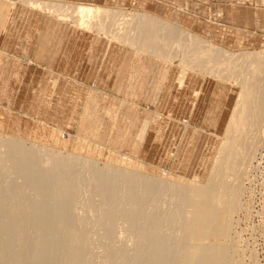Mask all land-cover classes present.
<instances>
[{
	"label": "rangeland",
	"instance_id": "rangeland-1",
	"mask_svg": "<svg viewBox=\"0 0 264 264\" xmlns=\"http://www.w3.org/2000/svg\"><path fill=\"white\" fill-rule=\"evenodd\" d=\"M44 1L88 4L122 11L127 14L124 17L126 23L120 29L118 22L116 27L107 24L105 31H97L81 26L72 17L31 7L25 0H0V142L2 144L9 138L24 144L27 150L35 153V167L44 169L41 172L49 176L53 174L52 185L58 189H70L71 196L66 194L60 198L64 203L68 202L70 211L68 205L55 195L47 197L50 204L46 199V205L51 207L55 217L51 224L55 233L44 236V242L56 243L54 254L56 252L55 256L62 259L60 264H68L65 261L68 258L81 264H138V261L139 264H149L147 251L154 250V242L159 245L163 240L161 243L169 247L172 239L180 241L182 238L185 218L182 214L185 212L181 194L167 186L160 188L163 191L146 193L142 182L127 184L117 177H108L105 186L100 184L98 175L104 171L113 176L134 173L139 179L148 178L172 185L192 183L199 187L208 184L227 126L240 100L241 87L232 80L187 70L177 61L124 42L122 37L126 31H129L126 35L129 38L138 36L128 22L136 13L146 14L164 25L168 22L231 52H263L264 0ZM170 42V48L176 49L178 43L172 39ZM182 72H185L184 76ZM263 122L264 114L258 123L252 124L256 128L250 127L244 139L246 144L243 140V152L248 157L244 154L243 161H240L238 170L242 176L237 178L239 181L235 183L232 176L227 179L229 185L232 182L230 192L235 188V195L230 196L232 214L225 239L229 248L232 246L228 250V255L233 258L228 256V260H232L230 264H264ZM1 144L0 158L4 160V174L7 172L6 184L12 183L10 186L15 185V188L21 184L18 193L23 195L27 206L39 205L44 198L22 174L13 170L8 153H4L7 149ZM52 155L64 159L75 157V160L70 163L69 170H59L50 166L48 158ZM241 181L244 184L238 183ZM152 193L157 196L152 198ZM5 206L10 208L9 204ZM175 209L184 213L173 217ZM57 212L68 224L66 229L60 228ZM132 213L136 214L135 217L130 215ZM171 216L175 223H171ZM151 219L158 222L152 234L146 231V227L151 228L148 225ZM142 221V225L146 223L145 229L140 224ZM153 233H158L157 237ZM79 234H82L81 239ZM25 235V255L45 252L38 244L41 236L35 226L27 227ZM19 236L17 231L11 232V251L21 248ZM60 236H67L71 241H67L68 244L63 240L59 242ZM140 238L153 244L142 242ZM219 240L223 242L222 238ZM178 243L173 242L175 248L170 244L173 248L170 246L169 249L177 250ZM142 251L146 254L143 255ZM104 253L109 255L108 259ZM76 260L75 264H80Z\"/></svg>",
	"mask_w": 264,
	"mask_h": 264
},
{
	"label": "bare ground",
	"instance_id": "bare-ground-1",
	"mask_svg": "<svg viewBox=\"0 0 264 264\" xmlns=\"http://www.w3.org/2000/svg\"><path fill=\"white\" fill-rule=\"evenodd\" d=\"M25 3H27L29 6L34 7V8L45 9L48 11H52L54 13H61L64 16L72 17V18L76 19V23H79L81 26L90 27L91 29H95L97 31H105L106 26H108L107 24H111V25L113 24V26L116 27V23H118V22L120 23V24H117L118 29H120L121 27L123 28V24L126 23V22H124V17L127 15L126 13H124L122 11H116V10L102 9V8H98L95 6L88 5V4H78V5L57 4L55 2L50 3V2H46L44 0H25ZM136 14L137 15L132 16L133 18L130 19V22H128V25L131 27V30L137 31L138 36L136 38H131V37L129 38L126 36L129 31L128 32L126 31L125 36L122 37L124 42L126 41L128 43H131L133 46L137 47L138 49H140L142 51H146V52L148 51L153 55L163 56L169 60L177 61L179 64H181V66L183 65L184 67H186L187 70L188 69L189 70L192 69V71L198 70V71H200V73L203 72L207 75H213V76L220 78V79H223V80L235 81L241 87V90H240L241 95H239V97H238V98H240V100L238 101V103H236L237 106H235L236 108H235L234 114L232 112L233 115H232L231 120L229 121V124L227 126L226 136L224 135L225 139L223 140V143H221L222 146L220 147V150H219V156H218L216 165L214 166L213 174L212 175L210 174L211 176L209 177L210 180H209L208 184H205L203 186L200 185L199 187H197V185L195 186L192 183H188V185L186 184V186L185 185L180 186L177 184L172 185L170 182L148 179L146 177H145L146 179L141 178V177H140L141 179H139L138 176H136L132 172V170H131V172L133 174L122 173L119 175L120 177L119 176H113V174L106 172V171H104V172L101 171L102 173H100L98 171L100 173L98 176L101 177L100 184H104V182L109 179L108 177H110V179H111V177H115V178L117 177L116 179L121 178L120 182L122 180H124L123 182H126L127 184H134L136 182L137 183L142 182V184L145 185L146 193L147 192L149 193L153 190H158L160 188L167 186V187H171V189H173L175 192L179 193V195L181 194L182 198L180 200H183V202H184V203H182V205L184 204V206L182 208H184V212L186 213V215L183 211H181V212L184 213V215L182 213H180V211L177 212L176 211L177 208L175 209V211H174L175 213L173 214V217L177 216L175 214H178V213L180 214L178 216H181V214H182V216L185 217L184 218V224H183L184 228H183V230L181 229L183 232L181 240L179 241V240L172 239L173 240L172 243L175 241L179 242L178 244H176V246L178 245V247H176L178 249L177 250L169 249V247L171 246L170 244H172V243H170L169 247H167L164 243H161V242H163V240H162V238L159 237V239L162 240V241L157 240V241H159V243L157 242L159 245L155 244V242H154V245H155L154 250L152 249L150 251V249H149V253L147 251V258L148 259L147 258L146 259L148 260L149 264H230V262H232V260L229 261L228 256L231 259H233V258L231 257V255H228V250L232 246H231V244H229L231 246L229 248L228 244L225 243V239L228 236L229 223H230V217H231L230 215L232 214L231 213L232 202L230 201V196L232 194L235 195V193L233 192L235 188L230 192V189H231L230 185H232L231 184L232 182L231 183L229 182L230 185L227 182H228V180H230L228 177L232 176L235 179L233 181H235V183H236V181H239V180H237V178L239 176H242L241 175L242 173H240L238 170L240 168H238V167H240L239 166V164H241L240 161L241 162L243 161L242 157L245 155H246V157H248V155L243 152V146L247 142V140H244L245 136L248 135L247 132L249 131L251 126L253 128H256L252 124L255 125L256 123H258L259 119L264 114V51L263 52H253V53L231 52L229 50H226L225 48L223 49L222 47L217 46L212 41L202 39L197 35H192V34L186 33L184 30H180L168 22H165V25H164L161 23L160 20H158L152 16H147L146 14H140V13H136ZM128 16H131V15H128ZM111 25H109V26H111ZM171 39H172V41L175 40V42L178 43V45H176L177 46L176 49L170 48L171 47L170 46V44H171L170 40ZM172 49H173V51L174 50L175 51L173 52ZM184 75H185V72H182V76H184ZM182 76H181V78H183ZM237 83H235V84H237ZM254 130L256 131V129H254ZM257 130H259V128H257ZM257 132H259V131H257ZM260 133H262V132H260ZM249 137L252 138V136H249ZM243 140L245 141V143ZM251 141L254 142V139ZM0 144H1V142H0ZM2 144L1 145L7 149V152H4V153H8V157L12 162L13 170L16 171L17 173H19V175L22 174L26 178L28 184L29 183H30V185L33 184L34 187H32V188L36 187L37 188L36 190H39L40 194L44 198V201L42 200V202L39 205L34 206V207H32V205L27 206V204L25 203V200L22 199L23 195L18 193L20 191V190H18V188H20L21 184L19 183L20 185H18V187L16 186L17 189L15 188V185H14V187L10 186L12 183L9 185L6 184L5 175L7 174V172H6V174H4L5 173L3 170L4 160H3V158H0V264H60V261L62 259H59L57 256H55L56 252L54 254V250L57 249V247L55 246L56 243L51 244L50 242H46V243L44 242V240H45L44 236H47L50 232L55 233V231H53L54 227H53V225H51V224H53L52 221L55 217L52 216L53 211L51 210V207L49 208L46 205V199L50 195H55L60 200V198L64 197L66 194H69V195L71 194V193H69L70 189L69 190L68 189H61V188L58 189L57 187L52 185L53 180H54V177L52 176L53 174L51 176H49L48 173L41 172L44 169L40 170L39 168L35 167L36 166L35 165V153H32V151L27 150L24 147V144L16 142V140L14 141V140L9 139V138L2 141ZM255 145H256V143H255ZM5 148L3 150H5ZM246 149H248V148L246 147ZM256 153L257 152H255V154ZM1 154H2V152H1ZM46 155H48V153ZM74 158L75 157H69L67 159H64L60 155H52L48 159L50 160L51 168L56 167L59 170L66 169V171H67V170H69L70 163L72 161L74 162V160H75ZM250 158H251V156H250ZM243 159H245V158H243ZM251 159H254V158H251ZM251 159H249V160H251ZM255 159H256V157H255ZM250 162H252V161H250ZM72 165H74V163ZM254 168H255V166H254ZM37 169H38V171H37ZM105 170H108V169H105ZM252 170L254 171V169H251V171ZM55 171H57V170H55ZM248 171H246V172H248ZM117 172H119V171H117ZM243 172H245V171H243ZM57 173H59V172H57ZM93 173H95V172H93ZM250 173H252V172H250ZM114 174H116V173H114ZM8 175H9V173H8ZM249 175L250 174L248 173V176ZM69 176H70V174H69ZM77 177H79V176H77ZM65 178L69 179L68 177H65ZM240 178L242 179V177H240ZM76 179H74V180H76ZM21 180H23V178ZM118 182H119V180H118ZM114 183H117V182H114ZM238 183L241 184L242 181L238 182ZM238 183H237V185H238ZM78 184L81 185L82 183L78 182ZM107 184L109 185L110 183H108V181H107ZM240 184H239V186H240ZM242 184H244V183H242ZM80 185H79V188H80ZM104 185L106 186V184H104ZM116 186H114L113 188H115ZM67 187H69L68 184H67ZM127 187H129V185H127ZM240 188H242V187H240ZM104 189L105 188H102V191ZM122 189H123V191H125V187H122ZM29 190H30V188H29ZM113 190H115V189H113ZM133 190H135V189H133ZM160 190L163 191V189H160ZM26 191H27V189H26ZM71 191H72V189H71ZM29 192H31V191H29ZM157 192L159 194L160 191H157ZM99 193H100V191H98L97 195ZM153 193H155V191H153ZM152 194H150V195H152ZM35 195H37V193ZM114 195H115V193H114ZM143 195H144V193H143ZM153 196H154V194H153ZM156 196L157 195H155L154 197H152V196H150V197L155 198ZM140 197H141V195H140ZM43 198H41V199H43ZM123 198H124V196H123ZM173 199H175V198H173ZM141 200H142V198H141ZM13 201L16 203V205H15V203L14 204L10 203ZM47 201H48V199H47ZM53 201H56V200L53 199ZM61 202L64 205H68V202L66 203V201H65L66 204L63 201H61ZM54 203L55 202H53L52 204H54ZM71 203L72 202H70V204ZM7 204L10 205L9 209H8V207L5 206ZM49 204H50V202H49ZM72 204H71V206L74 207ZM114 204H116V203L114 202ZM56 205L59 206L60 204H56ZM56 205H54V207ZM123 205H124V203H123ZM11 206H13V209H11ZM61 206H63V205H61ZM69 206L70 205H68V209L67 208H65V209L69 210ZM116 206H117V204H116ZM137 206H135V207L137 208ZM125 207H126V205H125ZM172 207L173 206H171V208ZM59 209H61V208H59ZM118 209H120V208H118ZM179 209H181V206H179ZM55 210H57L56 207H55ZM117 210H116V212H117ZM181 210H183V209H181ZM113 212H115V211H113ZM125 212L127 213L126 209H125ZM58 214H59L58 218L60 221L58 224H60V228L63 227L66 229V226H68V224L65 222L64 217L61 216V214H63V212L61 211V214L60 213H58ZM101 214L104 217V211ZM130 215L132 216L134 214L132 213ZM135 215H134V217H135ZM114 216H116V215H114ZM69 217L71 218L73 216H69ZM116 217L119 218L118 216H116ZM173 217L171 216V218H170L171 221L174 220ZM156 218H157V216H156ZM180 218L181 217H179L178 219H180ZM71 219L73 220L74 218H71ZM71 219L70 220L68 219V220L71 221ZM107 219L108 218L106 216V220ZM178 219H176V221H178ZM128 220H129V218H128ZM74 221L75 220H73V222ZM131 221H132V219H131ZM143 221L140 222V224L143 223ZM158 221H160V220H158ZM171 223H175V222L172 221ZM84 224H85V222H84ZM145 224H143V225L141 224L142 228H144V229L146 227V226H144ZM30 225L35 226L37 228V231L39 232V236H41L40 237L41 242L38 244L40 246H43L42 249H45V252L43 251L44 253H42L40 255L36 254V255H32V256H29V255L27 256L24 253V250L27 247V244H26L27 239L25 238V236H26L25 230ZM148 225L151 228L148 229L146 227V231L148 233L152 234V232H155L154 229H155V227L158 226V222L155 219H151ZM54 226L57 227V225H54ZM85 227H87V226H85ZM57 228H59V227H57ZM230 228H232V227H230ZM105 229L107 231L111 230L109 228H105ZM128 229H130V228H128ZM158 229L160 231V228H158ZM11 230L17 231L20 234L19 237L21 238V241H22L21 242V248L19 247L20 249L17 248L18 246L17 247L13 246V248L15 247L18 249L17 251H11L10 250V246H11L10 245V241H11L10 237H11V232H12ZM68 230L70 231V229H68ZM62 231H63V229H62ZM57 233H58V235H61V234H59V232H57ZM157 234L158 233H156L154 235H156V237H157ZM79 235H80V239H81L82 234H79ZM145 235H148V234H145ZM180 236L181 235H179V237ZM177 237H178V235H177ZM221 238L223 239V242H222V240H219ZM58 239H59V242H60V240L66 241V244H68L67 241H71L69 238H67V236H62V237L60 236V237H58ZM140 239H142L141 240L142 242H147L149 244H153L152 241L145 240L144 238H140ZM152 239H154V238H152ZM15 240L17 241V239H15ZM30 240H32V239H30ZM75 242H77V241L75 240ZM227 242H229V241H227ZM120 243H123V242H120ZM33 244H35V241ZM64 244H65V242H64ZM63 245H62V248L66 247V249H67V246L63 247ZM154 245H153V247H154ZM172 246H174V248H175V244H172ZM34 247H37V246H34ZM58 248H60V250H61L60 246ZM144 248L147 249L146 247H144ZM29 249L31 250L32 248L29 247ZM29 249H28V251H29ZM117 249H119V247ZM40 251H42V250H40ZM64 251H67V250L64 249ZM68 254H70V253H68ZM78 254H80V253H78ZM145 254L146 253L143 252V255H145ZM63 255H65V254H63ZM71 256H73V255H71ZM107 256H109V255H106V259H108ZM124 256L125 255H123V257ZM68 257H70V256H68ZM109 258H111V257H109ZM75 260L76 259H74V258L73 259L68 258L65 261L68 262V264H72V263L75 264ZM76 261H78V260H76ZM63 262H64V260H63ZM63 262H61V263H63ZM79 262L80 261H78L77 263H79ZM139 262L140 261H138V264H139ZM234 262L235 261H233V263ZM80 264H81V262H80Z\"/></svg>",
	"mask_w": 264,
	"mask_h": 264
}]
</instances>
